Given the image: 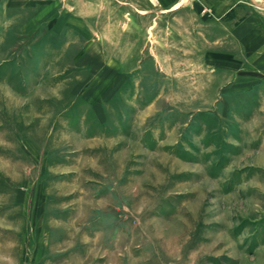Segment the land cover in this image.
<instances>
[{
    "label": "rangeland",
    "instance_id": "1",
    "mask_svg": "<svg viewBox=\"0 0 264 264\" xmlns=\"http://www.w3.org/2000/svg\"><path fill=\"white\" fill-rule=\"evenodd\" d=\"M197 24L0 0V264H264V82L207 64ZM97 53L119 74L91 83Z\"/></svg>",
    "mask_w": 264,
    "mask_h": 264
},
{
    "label": "crops",
    "instance_id": "2",
    "mask_svg": "<svg viewBox=\"0 0 264 264\" xmlns=\"http://www.w3.org/2000/svg\"><path fill=\"white\" fill-rule=\"evenodd\" d=\"M152 1L157 12L164 17L178 19L186 14L196 20L198 24L194 28H202L203 48L208 51L205 57L207 64L233 67L234 75L231 81H245L242 75H249L254 83L264 82V9L250 8L245 0ZM249 2L252 3L251 0ZM183 4H186L187 9L182 7ZM67 24L66 20L64 25ZM50 32L53 38L58 40L67 35V30L63 28H50L47 33ZM82 34L87 43L80 48L81 52L74 58L75 62L84 56L85 50L93 44L92 34L91 37L89 34ZM98 55L97 53V57L90 56V63H87L88 66L96 67L91 83L98 82L99 77L109 78L118 72L116 61L106 62ZM213 80L216 79L210 77V81Z\"/></svg>",
    "mask_w": 264,
    "mask_h": 264
}]
</instances>
